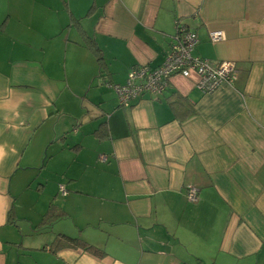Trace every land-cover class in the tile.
<instances>
[{"label":"crops","instance_id":"crops-1","mask_svg":"<svg viewBox=\"0 0 264 264\" xmlns=\"http://www.w3.org/2000/svg\"><path fill=\"white\" fill-rule=\"evenodd\" d=\"M177 21L233 83L119 104ZM0 264H264V0H0Z\"/></svg>","mask_w":264,"mask_h":264},{"label":"built area","instance_id":"built-area-1","mask_svg":"<svg viewBox=\"0 0 264 264\" xmlns=\"http://www.w3.org/2000/svg\"><path fill=\"white\" fill-rule=\"evenodd\" d=\"M209 39L212 42L224 39L222 30L209 31ZM198 42L197 33L176 22V33L173 36L169 51L163 62L157 67L147 64L132 66L122 84H112L119 104L126 105L143 94L158 95L168 85V80L173 75L179 74L188 77L191 73L196 74L195 87L203 93L211 92L220 84H232L236 78L235 64L231 60L218 62L192 55V50ZM102 160L104 156H100ZM64 193V187L59 186ZM186 198L190 202L198 199L197 189L188 186Z\"/></svg>","mask_w":264,"mask_h":264},{"label":"trees","instance_id":"trees-1","mask_svg":"<svg viewBox=\"0 0 264 264\" xmlns=\"http://www.w3.org/2000/svg\"><path fill=\"white\" fill-rule=\"evenodd\" d=\"M63 215H64L63 210L59 209L53 202H51L42 216L41 223L43 224L49 223L52 220L61 217ZM52 246H55L56 248H63L65 246L80 248L83 251H86L97 257L105 255V251L103 249L98 248L92 244H89L79 237H72L65 234H57L54 241L52 242Z\"/></svg>","mask_w":264,"mask_h":264},{"label":"rangeland","instance_id":"rangeland-1","mask_svg":"<svg viewBox=\"0 0 264 264\" xmlns=\"http://www.w3.org/2000/svg\"><path fill=\"white\" fill-rule=\"evenodd\" d=\"M24 205H25V203H24ZM23 212L26 213V210H25L24 207H23ZM21 215L27 217L26 215H24V214H22V213H21ZM24 220H25V219H19V223H20L22 226H23V225L25 224V222H26V221H24Z\"/></svg>","mask_w":264,"mask_h":264}]
</instances>
